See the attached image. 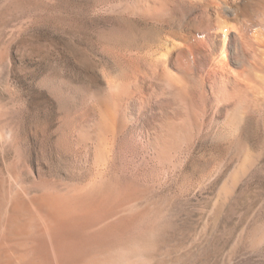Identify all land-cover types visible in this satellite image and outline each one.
Wrapping results in <instances>:
<instances>
[{"label": "rangeland", "instance_id": "1", "mask_svg": "<svg viewBox=\"0 0 264 264\" xmlns=\"http://www.w3.org/2000/svg\"><path fill=\"white\" fill-rule=\"evenodd\" d=\"M142 8L0 0V218L46 189L78 197L101 257L264 264V101L243 106L233 137L189 96V112L165 101L169 119L156 100L132 112L170 31L169 14Z\"/></svg>", "mask_w": 264, "mask_h": 264}, {"label": "bare ground", "instance_id": "2", "mask_svg": "<svg viewBox=\"0 0 264 264\" xmlns=\"http://www.w3.org/2000/svg\"><path fill=\"white\" fill-rule=\"evenodd\" d=\"M138 2L155 15L169 14L170 31L167 44L151 55L153 81L144 76L150 92L131 99L130 110L156 100L161 117L169 119L174 109L165 101L175 111L189 112L181 99L189 96V102H202L205 115L227 116L223 135L236 136L243 106L264 101V0ZM197 84L198 90L187 95ZM7 199L0 194V206ZM81 218L78 197L66 199L46 189L32 201H10L0 218V264H136L131 258L101 257L100 246L82 239Z\"/></svg>", "mask_w": 264, "mask_h": 264}]
</instances>
